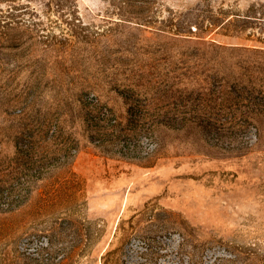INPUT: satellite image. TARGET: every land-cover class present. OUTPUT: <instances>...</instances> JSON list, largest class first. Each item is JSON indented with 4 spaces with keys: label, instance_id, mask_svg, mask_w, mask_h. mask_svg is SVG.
<instances>
[{
    "label": "rangeland",
    "instance_id": "1",
    "mask_svg": "<svg viewBox=\"0 0 264 264\" xmlns=\"http://www.w3.org/2000/svg\"><path fill=\"white\" fill-rule=\"evenodd\" d=\"M55 1L0 2V264H264V18L207 27L264 0Z\"/></svg>",
    "mask_w": 264,
    "mask_h": 264
},
{
    "label": "trees",
    "instance_id": "2",
    "mask_svg": "<svg viewBox=\"0 0 264 264\" xmlns=\"http://www.w3.org/2000/svg\"><path fill=\"white\" fill-rule=\"evenodd\" d=\"M2 0H0L1 2ZM30 1H35V0H30ZM45 0V7L50 8L54 3L61 7V2L60 1H55V0H48L46 2ZM156 0H119L118 5H119V11L122 12L120 14L122 16V20H127V21H134L140 24H150V23H155L159 22L160 27L162 28H167L169 31H174L176 34H182L183 29H189L187 31L192 33V30H190L191 25L193 23L197 24V29H202L205 25L204 20H199V19H193L189 20L185 26L182 24V21L180 20V16L177 17L175 13L170 15L167 19H161L160 18H154L149 16L148 12L150 9L155 5ZM29 6L28 4H21L18 6H14V9H17L19 6ZM264 6V5H261ZM264 12H259L257 8L252 6L247 14H239V13H234L232 9H229L225 11L224 14H229L232 13V17L226 20H222L220 17L216 16H211L210 21L208 22V28H211L216 25H220L221 28L228 30L229 27L234 23L233 18L235 19H244L247 22L250 21H260L263 20V16H257L261 15ZM260 13V14H259ZM171 14V13H170ZM263 15V14H262ZM235 21V20H234Z\"/></svg>",
    "mask_w": 264,
    "mask_h": 264
},
{
    "label": "built area",
    "instance_id": "3",
    "mask_svg": "<svg viewBox=\"0 0 264 264\" xmlns=\"http://www.w3.org/2000/svg\"><path fill=\"white\" fill-rule=\"evenodd\" d=\"M158 240L160 242H173L176 246L179 244V236L174 234H170L169 237L166 235L163 236H158ZM156 249V247L154 246L153 242L150 241L149 239H145V238H140V237H134L131 242L129 243V245L127 246V252L131 257L136 256L137 254H143L144 258L142 260L143 263L148 264L147 260H148V253L152 250V249Z\"/></svg>",
    "mask_w": 264,
    "mask_h": 264
}]
</instances>
